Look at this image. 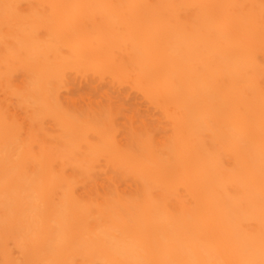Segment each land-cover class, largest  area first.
I'll use <instances>...</instances> for the list:
<instances>
[{"label": "bare ground", "instance_id": "obj_1", "mask_svg": "<svg viewBox=\"0 0 264 264\" xmlns=\"http://www.w3.org/2000/svg\"><path fill=\"white\" fill-rule=\"evenodd\" d=\"M0 264H264V0H0Z\"/></svg>", "mask_w": 264, "mask_h": 264}]
</instances>
